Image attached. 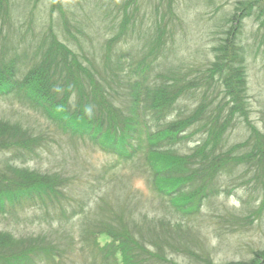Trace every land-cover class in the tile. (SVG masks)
I'll return each instance as SVG.
<instances>
[{
	"label": "trees",
	"instance_id": "16d2710c",
	"mask_svg": "<svg viewBox=\"0 0 264 264\" xmlns=\"http://www.w3.org/2000/svg\"><path fill=\"white\" fill-rule=\"evenodd\" d=\"M160 6L173 13L168 20L130 39L126 29L104 38L101 20L48 25L27 18L19 1L0 0V99L37 119L0 116V212L17 217L37 207L26 219L48 225V233L36 235L0 229V264H15L14 254L32 264L45 255L47 264H177L161 251L215 264L208 232L225 236L262 215L264 128L250 118L245 96L253 43L222 27L212 58L195 67L174 46L183 43L177 5ZM236 16L254 17L253 34L264 42L262 0H239L233 22ZM69 27L77 33L69 35ZM109 133L108 149L101 139ZM59 136L87 137L117 160L85 167ZM4 137L16 140L12 159L47 158L46 169L12 163ZM116 141L127 153L112 150ZM137 173L148 195L130 185L128 174ZM238 187L248 193L242 204L262 195L259 208L243 214L229 206ZM251 254L226 264H264V247Z\"/></svg>",
	"mask_w": 264,
	"mask_h": 264
},
{
	"label": "rangeland",
	"instance_id": "374dc122",
	"mask_svg": "<svg viewBox=\"0 0 264 264\" xmlns=\"http://www.w3.org/2000/svg\"><path fill=\"white\" fill-rule=\"evenodd\" d=\"M19 1L20 9L27 13V18H41L48 25H53L59 20L62 23H77L91 25V21H104V26L101 28V33L105 34L106 37L111 36L117 31L122 34L121 30H125L124 35L127 38H134L135 34L144 32L146 30L156 29L159 24L168 20L173 13L169 15L164 14L165 9L163 7L155 8L158 2L163 0H23ZM196 1V2H195ZM239 0H173L174 6L177 5L176 14L173 15L174 20H181L182 27L177 31V35L182 38V44L176 45L175 48L184 59L188 60L195 67L199 64L206 62V58H212V47L214 40L222 33V27H231L233 22V16L236 13V4ZM172 2V0H171ZM245 5V4H244ZM135 7V8H133ZM103 11L98 16L100 11ZM85 11V12H84ZM97 11V14H95ZM80 15L82 19L76 18V15ZM108 14V18L104 15ZM238 15V14H237ZM58 16L59 19H58ZM94 17V19H93ZM243 31L241 32V38L243 42H252V50L249 55L247 63V85L248 91L246 97L250 105V118L252 121L258 124V126L264 128V42L263 37L258 34L257 38L253 33L257 31V23L252 19L251 16H246ZM75 18L77 19L75 22ZM236 20L238 16L235 17ZM93 19V20H92ZM103 19V20H102ZM159 20V22H158ZM70 21V22H69ZM26 23L24 17L21 18V23ZM92 25H95L92 23ZM219 26H221L219 28ZM72 33H77V27L74 29L69 27ZM118 28V29H117ZM140 28V29H139ZM258 32V31H257ZM170 45H173L174 39L169 41ZM261 43L263 46L257 48L255 43ZM105 46L104 43H102ZM118 45H115L117 47ZM4 89V88H3ZM22 107L18 102L14 104H7L2 102L0 99V116L11 117L15 119L36 118L31 115L32 113ZM29 115H26V113ZM44 123H47V119H42ZM229 134V133H228ZM113 134L109 133L108 137L103 136L101 142L102 147L110 148L111 140L113 141ZM230 140L235 141L231 136H228ZM59 139V140H58ZM66 136H59L57 140L62 145H69L73 150L77 149L79 156H82L84 160V166H90L95 168H101L102 163H109V161L117 160L115 154H106L100 150V147H91L90 140L88 138L80 139L78 141L68 140ZM55 140V139H53ZM54 142V141H53ZM52 142V143H53ZM121 144L120 141H116L119 146L112 145V150L120 154L127 153V145ZM60 143V144H61ZM55 146L58 143L54 144ZM73 145V146H72ZM92 145V144H91ZM42 154V153H41ZM1 155V154H0ZM8 158L12 163L16 165L24 164V166L30 167H42L40 170H45L48 165L47 158H41L40 160H31L30 158L24 159L25 161H19L18 159H12L11 153L8 152ZM127 169H122V171ZM130 185L139 191L140 194L148 195L149 190L139 173L131 175L128 174ZM236 192H233L232 196L227 202L229 206L237 208L245 214V210L251 211L255 207L259 208L263 199L262 195H258L256 192L252 195L250 200V206L248 204H242V198L248 195L245 192L244 187H238ZM37 210V207L26 206V208L20 211V214L16 216H9L8 213L0 212V229H9L14 232L17 236L28 235V234H39L48 233V225L39 223L38 221L32 222L26 217H31ZM262 215L258 218H254L253 223L250 226H236L227 235L218 236L213 232H208L209 235L214 236V239H209V243L213 248V261L215 264H226V262L247 260L252 256L251 250L256 248L264 247V209ZM26 219V220H25ZM207 226L209 224H206ZM219 226V225H218ZM54 229V227H53ZM52 229V231H53ZM223 238V239H222ZM101 243H108L109 239L106 235L99 237ZM166 258L174 259L177 264H202L200 262L193 261L188 257L179 255L169 254L167 251H161ZM32 255V254H31ZM48 255L42 256L40 264H47L46 260ZM16 258V259H15ZM11 259L16 262L15 264H32L31 258L21 257L20 255L14 254ZM165 259V257H162ZM161 264H166L160 261ZM1 264H8L7 262H1Z\"/></svg>",
	"mask_w": 264,
	"mask_h": 264
},
{
	"label": "bare ground",
	"instance_id": "6f19581e",
	"mask_svg": "<svg viewBox=\"0 0 264 264\" xmlns=\"http://www.w3.org/2000/svg\"><path fill=\"white\" fill-rule=\"evenodd\" d=\"M264 2V0H262ZM247 17H243L241 16V18H238L234 24L232 23L231 27L233 29H235L236 31L238 30L239 32H242L243 31V28H244V21ZM255 22H256V19H254V17L252 18ZM4 139L8 142H10V145L9 147L11 148V150H9V152L12 154L13 152H15V150L13 149L14 148V143L16 142V140L14 138H10V137H4ZM2 139V140H4ZM8 147V148H9Z\"/></svg>",
	"mask_w": 264,
	"mask_h": 264
}]
</instances>
